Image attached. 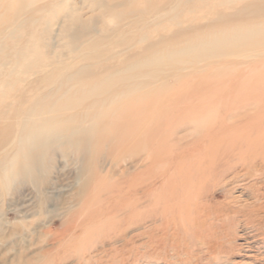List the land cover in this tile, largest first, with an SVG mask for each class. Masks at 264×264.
I'll return each mask as SVG.
<instances>
[{
    "label": "rangeland",
    "instance_id": "rangeland-1",
    "mask_svg": "<svg viewBox=\"0 0 264 264\" xmlns=\"http://www.w3.org/2000/svg\"><path fill=\"white\" fill-rule=\"evenodd\" d=\"M263 1L0 0V264H264ZM67 100L86 132L7 181Z\"/></svg>",
    "mask_w": 264,
    "mask_h": 264
},
{
    "label": "bare ground",
    "instance_id": "bare-ground-1",
    "mask_svg": "<svg viewBox=\"0 0 264 264\" xmlns=\"http://www.w3.org/2000/svg\"><path fill=\"white\" fill-rule=\"evenodd\" d=\"M205 1V0H204ZM245 1V0H244ZM234 2V1H233ZM231 2V3H233ZM261 2V1H260ZM264 2V1H263ZM34 3V2H33ZM259 3V1H258ZM257 3V4H258ZM256 4V3H255ZM254 5V4H253ZM30 6V5H29ZM198 8V7H197ZM243 8V7H242ZM264 8V7H263ZM24 10V9H23ZM251 10V9H250ZM179 11V10H178ZM173 15V14H172ZM175 15V14H174ZM231 18H234V17H231ZM237 18V17H236ZM241 18V17H239ZM225 19V18H224ZM214 20V19H213ZM222 21V20H221ZM209 22V21H208ZM217 22V21H216ZM21 24V23H20ZM119 28V27H118ZM183 31V30H182ZM177 32V31H176ZM182 33V32H181ZM169 36V35H168ZM173 36V35H172ZM177 36V35H176ZM125 39V38H124ZM149 39V38H148ZM164 39V38H163ZM167 39V38H166ZM139 40V39H138ZM174 41V39H173ZM164 42V41H163ZM176 42V41H175ZM195 42V41H194ZM197 42V41H196ZM141 43V42H140ZM171 43V42H170ZM20 46V44H19ZM145 46V45H144ZM143 46V47H144ZM171 46V45H170ZM205 46V45H204ZM146 47V46H145ZM150 49V48H149ZM180 49V48H179ZM130 50V49H129ZM154 50V49H153ZM182 50V49H181ZM179 51V50H178ZM186 51V50H185ZM159 52V51H158ZM175 52V51H174ZM196 52V51H195ZM182 53V52H181ZM191 53V52H190ZM16 54V53H15ZM105 54V53H104ZM197 54V53H196ZM195 54V55H196ZM99 55V54H98ZM97 55V56H98ZM170 55H173V54H170ZM264 55V54H263ZM262 55V56H263ZM131 56V55H130ZM157 56V55H156ZM152 57V56H151ZM178 57V56H177ZM176 57V58H177ZM99 58V57H98ZM172 58V57H170ZM115 59V58H114ZM141 59V58H140ZM207 59V58H206ZM179 60V59H178ZM205 60V59H204ZM94 61V60H93ZM167 61V60H166ZM233 61V60H232ZM152 62V61H151ZM117 63V62H116ZM139 63V62H138ZM185 63V62H184ZM103 64V63H102ZM138 65V64H137ZM102 66V65H101ZM149 66V65H148ZM153 66V65H152ZM99 67V66H98ZM90 69V68H89ZM85 72V71H83ZM6 73V72H5ZM150 73V72H149ZM8 74V73H7ZM91 74V73H90ZM75 76V75H74ZM82 76V75H81ZM68 77V76H67ZM189 77V75H188ZM146 78V77H145ZM150 78V77H149ZM72 79V78H71ZM126 79V78H125ZM162 79V78H161ZM164 82V81H163ZM9 84V83H8ZM166 84V83H165ZM140 86V85H139ZM66 88V87H65ZM131 88V87H130ZM140 89V87H139ZM109 91V90H107ZM71 92V91H70ZM92 91H87L86 93L84 92V95L86 97H91L93 96V94L91 95H88V93ZM146 92V90H145ZM73 93V92H72ZM76 94V93H75ZM104 94V92H101L100 95L102 96ZM72 95V94H71ZM151 95V94H150ZM67 97V96H66ZM118 97V96H117ZM51 98V97H50ZM42 100V99H41ZM113 100V99H111ZM14 102V101H13ZM114 103V102H113ZM95 104V103H94ZM255 104V103H254ZM12 105H14L12 103ZM60 106L58 108H48V111H49V114L48 115H45V117H37L35 116V114L32 115H29L25 122L22 124L21 126V132H20V136H21V140H20V144H21V148H20V153L22 152V154H19V156L17 155L16 157H14L11 161V165H10V168H8V171L5 175V179L8 181L9 179L11 178H14V177H19V176H23L25 174V170H26V164L27 162H30V161H34L33 157L31 156L30 158L28 157L29 155L24 154L23 151H27V149H29L28 151H31V149H33L34 151L38 150V149H42V151L45 149V147L49 146V144L52 142V141H55L56 139H58L59 137H63V136H66V137H70V138H77L79 137V135H81L82 133H85L86 131L84 129H81V125L80 126H75L74 124H72L73 122V119L75 116H70L68 117L67 119L64 118L59 120L60 117H58V113H56L55 110H65L67 108H69L70 106H73L74 103L73 102H69L68 100L67 101H64L62 102L61 104H59ZM87 105V104H86ZM77 107V105H76ZM104 108V107H103ZM12 109V108H11ZM92 109V108H91ZM33 111V110H32ZM35 111H37V109L35 108ZM88 111V110H87ZM95 111V110H94ZM112 111V110H111ZM10 112V111H9ZM34 112V111H33ZM68 112V111H67ZM90 112V111H89ZM39 112H37L38 114ZM42 114V113H41ZM63 114V113H61ZM108 115V114H107ZM39 116V115H38ZM63 116V115H62ZM9 119V118H8ZM206 119V118H205ZM65 121V122H64ZM63 123V125H62ZM65 123V124H64ZM190 123V122H189ZM71 124V125H70ZM264 124V123H263ZM97 125V124H96ZM159 125V124H158ZM190 125V124H189ZM70 126V127H68ZM91 126V125H90ZM191 126V125H190ZM108 127V126H107ZM218 127V126H217ZM213 128V127H212ZM109 129V128H108ZM93 130V129H92ZM201 130V129H200ZM112 131V130H111ZM193 131V130H192ZM197 131V130H196ZM194 132V131H193ZM79 133V134H78ZM95 133V132H94ZM216 133V131H215ZM78 135V136H77ZM141 135V134H140ZM201 135V134H200ZM100 136V135H99ZM199 136V134H198ZM204 136V135H203ZM38 140V142H37ZM198 140V139H197ZM263 140V139H262ZM33 141V142H31ZM29 142V143H28ZM94 142V141H93ZM194 142V141H193ZM98 143V142H97ZM19 144V145H20ZM29 144V145H27ZM76 146H78V149L80 152H82V154H86V152H84V146H85V143L83 141H78V143H75ZM18 145V146H19ZM180 145V144H179ZM29 146V147H27ZM264 146V145H263ZM20 147V146H19ZM51 147V146H50ZM49 147V148H50ZM89 147V146H88ZM87 148V147H86ZM90 148V147H89ZM93 149V148H92ZM254 149V148H253ZM257 152V151H256ZM228 153V152H227ZM12 154V153H11ZM211 154V153H210ZM254 155V154H253ZM151 156V155H150ZM231 156V155H230ZM262 156V155H261ZM250 158V157H248ZM252 158V157H251ZM220 159H218L219 161ZM254 160V159H253ZM258 160V158H257ZM260 160V159H259ZM264 160V159H263ZM216 161V160H215ZM217 161V162H218ZM153 162V161H152ZM251 162V161H250ZM210 163V162H209ZM215 163V162H214ZM240 163V162H239ZM244 163V162H243ZM152 164V163H151ZM222 164V163H221ZM245 164V163H244ZM206 165V164H205ZM247 165V164H246ZM255 165V164H254ZM258 165V164H257ZM263 165H264V161H263ZM248 166H250L248 164ZM217 167V166H216ZM235 167V166H234ZM247 167V166H246ZM254 167V166H250L249 169H248V172H252L250 171L251 168ZM212 169V168H211ZM255 170V168H253ZM210 170V169H209ZM213 172V171H212ZM221 172V171H220ZM206 173V171L204 172ZM217 173V171H216ZM28 174V173H27ZM203 175V174H202ZM211 175V174H210ZM222 175V174H221ZM199 176V175H198ZM213 176V175H212ZM247 176V175H246ZM201 177V176H200ZM203 177V176H202ZM251 177V176H250ZM220 178V177H219ZM211 180V179H210ZM209 180V181H210ZM216 181V180H215ZM214 181V183H215ZM235 181V180H234ZM94 182V181H93ZM86 183V182H85ZM83 185V188H86L85 190V193L86 191L88 190V187H89V184H85ZM217 184V183H216ZM198 186V185H197ZM154 187L155 185H153V187L151 189L154 190ZM157 188V187H156ZM177 192L176 188H174V192ZM84 193V191H81L80 193ZM205 192V191H204ZM82 193V194H83ZM84 193V194H85ZM88 193V192H87ZM86 193V194H87ZM198 193V192H197ZM196 193V195H197ZM81 194V196H82ZM171 195V194H170ZM176 195V194H175ZM84 196V195H83ZM260 196L259 194L255 195V200L256 202H259L260 201ZM263 198H264V195H262ZM145 197V196H143ZM175 197V196H174ZM206 198V197H205ZM95 199V198H94ZM201 200V199H200ZM198 201V202H197ZM175 202V201H174ZM193 201H191L188 198H183V200H180L176 206L178 207H185L187 210H189V212H187V215L188 216H192L193 213H195L194 211H192L191 208H193V206H195L196 208L199 207V208H203V211H197L195 210L198 214L196 218V221L194 222L195 225H203V224H206L208 222V220H215V221H222L224 220V217L226 216L225 214L217 211V212H214L212 213L208 208L209 206L207 204H204V202H200L199 203V199L196 200L195 202H197L196 205H194L192 203ZM181 203L183 204V206L181 205ZM85 205V204H84ZM175 205V204H174ZM171 207V206H170ZM177 210V209H176ZM175 208L173 209V213L176 211ZM178 211H182L181 209H178ZM210 211V212H209ZM213 211V210H212ZM165 212V211H164ZM153 213V212H152ZM182 213V212H180ZM71 214V213H69ZM194 215V214H193ZM187 216V217H188ZM167 218V217H166ZM182 219V218H181ZM194 219V218H193ZM192 219V220H193ZM94 220V219H93ZM78 223V222H77ZM81 224V223H80ZM212 224V223H210ZM175 226V225H174ZM185 226H183V228H185ZM83 228V227H82ZM179 231V228L177 226V229ZM187 232V231H185ZM63 234V233H62ZM94 234V233H93ZM97 236V235H96ZM165 237V236H164ZM68 238V237H67ZM166 238V237H165ZM164 239V238H163ZM67 240V239H66ZM70 240V239H69ZM65 241V239H64ZM166 241V240H165ZM199 243H201L202 245H204L206 247V253L208 255H213L215 254V257L218 258L219 255L221 254H224V252H218L217 254L215 253V246H214V242L212 240V236H206L204 239H202L201 241H199ZM164 244V243H163ZM216 245V244H215ZM162 247V246H161ZM178 252V251H177ZM176 256V255H175ZM178 256V255H177ZM219 259V258H218Z\"/></svg>",
    "mask_w": 264,
    "mask_h": 264
}]
</instances>
